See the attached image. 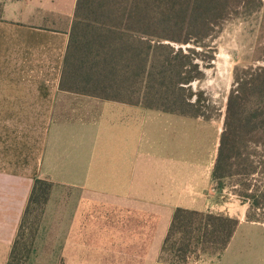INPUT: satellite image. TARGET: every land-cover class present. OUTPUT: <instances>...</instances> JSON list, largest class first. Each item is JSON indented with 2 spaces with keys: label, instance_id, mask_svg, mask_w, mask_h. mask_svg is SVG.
<instances>
[{
  "label": "crops",
  "instance_id": "1",
  "mask_svg": "<svg viewBox=\"0 0 264 264\" xmlns=\"http://www.w3.org/2000/svg\"><path fill=\"white\" fill-rule=\"evenodd\" d=\"M75 2L2 3L0 264L10 262L21 241L36 179L52 183L40 220L57 223L47 252L60 255L52 264H167L160 258L174 210L212 207L220 134L214 139L201 118L62 88ZM88 204L140 220H82ZM231 245L216 262L191 264H261L254 255L245 261Z\"/></svg>",
  "mask_w": 264,
  "mask_h": 264
},
{
  "label": "trees",
  "instance_id": "2",
  "mask_svg": "<svg viewBox=\"0 0 264 264\" xmlns=\"http://www.w3.org/2000/svg\"><path fill=\"white\" fill-rule=\"evenodd\" d=\"M249 1L76 0L61 86L102 100L211 121L203 101H192L195 93L186 87L197 68L191 53L163 41L203 45L239 7L246 10ZM258 1L257 8L264 11ZM236 81L227 98L212 181L219 191L225 182L241 185L234 192L253 212L246 221L261 223L264 220L256 215L264 212V67L243 71ZM51 188L46 180L34 181L18 239L25 236L24 228L33 239ZM32 211L38 214L34 221L26 219ZM171 220L160 258L167 264H191L207 256L219 259L239 224L229 216L183 208L175 209ZM18 243L8 264H18L13 262Z\"/></svg>",
  "mask_w": 264,
  "mask_h": 264
},
{
  "label": "rangeland",
  "instance_id": "3",
  "mask_svg": "<svg viewBox=\"0 0 264 264\" xmlns=\"http://www.w3.org/2000/svg\"><path fill=\"white\" fill-rule=\"evenodd\" d=\"M3 1L0 0V4ZM261 1L264 3V0ZM258 2V0H250L246 10L239 7L237 14H231L229 18L217 27L214 37L205 39L203 45H195L194 42L184 45L163 41V43L173 47L174 50L181 49L187 55L191 53L194 59L193 62L197 64L196 70L191 73L193 79L186 87L193 94L195 93L192 101L198 98L203 101V112L212 119L208 122L211 123L210 127L213 131L214 139L216 134H220L222 131L227 98L231 90L236 87V78L241 76L243 71L264 67V11L257 8ZM250 8L251 12L249 11ZM251 184L255 183L251 182ZM230 185L235 186L230 187ZM217 186L213 182L212 207L208 211L213 214L229 216L242 223V225L238 226L231 239V251L239 250L245 261L249 260V256L254 255L256 260L259 259L260 263L264 264V222L248 223L246 221L248 214L253 216V212H249V204L242 201L234 192L235 190H240L241 185L236 182H225L222 191H219ZM257 214L256 216L260 220H264V212L260 210L257 211ZM35 216L37 218L38 214L32 211L26 216V219L29 217V220L34 221ZM40 220L33 230V236L37 242L35 241L32 244L28 237L29 230L27 229L24 233L25 236L20 238L22 240L16 247L18 259L13 262L18 260V264H52V262L58 260L59 253L47 252L52 248L50 245L55 242L52 234H58L55 229L57 223L54 220ZM82 220L140 219L132 214L126 215L123 212H113L103 207H92L88 204L84 205ZM46 224L50 225V231L47 234ZM250 224L255 226H250ZM26 246L27 254H24L23 249ZM23 256L25 257L23 258ZM204 259H209L212 262L217 261L215 256H207Z\"/></svg>",
  "mask_w": 264,
  "mask_h": 264
}]
</instances>
